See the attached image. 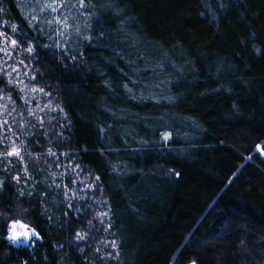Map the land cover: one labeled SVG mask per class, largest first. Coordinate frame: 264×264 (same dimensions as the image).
<instances>
[{
    "label": "trees",
    "instance_id": "1",
    "mask_svg": "<svg viewBox=\"0 0 264 264\" xmlns=\"http://www.w3.org/2000/svg\"><path fill=\"white\" fill-rule=\"evenodd\" d=\"M87 3L69 24L83 33L87 21L96 35L78 41L70 27L65 54L30 27L37 0H0V32L22 45L7 49V63L25 59L28 75H36L30 81L20 66L23 84H8L0 72V124H11L7 113L12 103L20 111L25 95L37 97L31 106L39 103L41 116L49 101L56 109L50 125L46 119L31 132L26 125L15 141L35 189L29 181L21 196L23 175L17 184L9 174L22 165L0 156V264H264V0H91L94 15ZM26 37L50 46L36 47L38 59L29 60ZM5 59L0 52V67ZM44 86L51 96L28 91ZM6 128L0 142L10 151L15 136ZM49 173L57 184L62 174L64 184L78 175L70 187L78 190L82 180L103 192L86 189L66 210L47 188ZM45 190L42 202L37 192ZM13 221L42 239L9 241Z\"/></svg>",
    "mask_w": 264,
    "mask_h": 264
},
{
    "label": "snow or ice",
    "instance_id": "2",
    "mask_svg": "<svg viewBox=\"0 0 264 264\" xmlns=\"http://www.w3.org/2000/svg\"><path fill=\"white\" fill-rule=\"evenodd\" d=\"M38 2V8L39 11L33 15L31 17V20L29 21L30 27L33 28V30L35 32H37L38 34L41 35H47L49 40H53L55 41L54 46L57 48H60L61 51H63L65 54H68V52L70 51L68 48V42L69 40H71L72 38V33L75 34V36L77 37L78 41H88V42H92L93 40V36L96 35L95 33L89 34L90 33V29L91 26L87 23V21H85L83 27L85 29V31L83 33H81V25L77 22L74 25H70L69 21L73 20L75 21L77 18L76 16L72 15L73 11H76L78 13V15L80 17H83L85 15L84 11H82L83 9H85V0H43V2L41 3L40 0H37ZM222 7L225 5H221ZM87 8L88 9H92V12L89 13V15H94L95 14V9L93 4L91 3V0H88L87 3ZM2 10V9H0ZM44 12H48L51 15V18L48 17H44L42 14ZM35 22V24H33L32 22ZM57 25L56 28H52V25ZM48 26V29L46 30L45 26ZM71 27L72 29V33L69 32V28ZM18 29L15 25H13L11 27V32L13 34L17 33ZM55 31L57 36L62 37L63 39V44L61 43L60 40H57L55 37H53L51 35V32ZM100 35H102V33H100ZM97 39H99V36H96ZM27 39V47L24 49V51L28 54L27 59L29 60H33V59H38V56L34 55V51L36 47H43V48H48L50 45L49 44H43V45H38V44H34L33 41L31 39ZM10 40V43H9ZM22 47V45L20 43H18L17 39L14 38H10L9 36H6L5 33L0 32V52L4 53V56L6 57V59L4 60V66L0 67V72H3L4 75H6L8 77V84H13L14 81L20 84H23V81L20 79V66H23V68L25 69L24 71V76L28 77V79L30 81H35L36 80V75H28V71H29V65L28 63L25 62V59H19L18 61H14L13 64H8L7 61L12 59V53L9 52L7 49L11 48L15 51H19V49ZM80 57H83V52L79 53ZM70 59L72 60H76L77 56L76 55H71ZM11 68V71H8L7 69ZM16 73L17 75L15 76V78H13L12 74ZM47 86L44 87H31L28 89L29 92L35 93V92H40L42 93L44 96L48 97L51 96L52 93L51 91H45V88ZM124 87L131 92L132 89L128 88V85L125 84ZM28 88L27 85H25L24 87H21L19 89V91L21 93L25 92V89ZM2 98V97H0ZM24 100V107L20 110L17 111L16 105L14 103H12V97L9 95L8 96V101L10 103H12V109L11 111H9L7 113L8 117L12 118V122L11 124H9L8 119H4L2 124H0V136H3L4 134V125H7L6 128V132L11 134V136H15V140H12V147L11 150H7V145L5 144V151L4 152H0V156L4 157L5 160L7 159V157H12L15 156L17 159L15 161L12 160H7V164H16V165H22L21 168H19L16 172V174H9L10 175V180L15 181L17 184L21 183V176L23 175L24 177V187L21 188L19 190L20 195L23 196L24 195V191L25 189L28 188V182L32 181V188L35 189V185L37 183V181H35L34 177L32 175H30V171H29V167L28 164L25 162V156H22L20 151L17 149V147L15 146V141L19 140L22 136L25 135V128L27 125V131L31 132V129L33 128H41L44 129L45 128V120L47 119L48 124H51V120L54 119L53 117L48 116V112H54L56 111L55 108H53L51 106V101H49V103L47 105H45V107L47 108L48 112L45 113V115L41 116L38 113L39 112H44V108H41L39 103H37L36 108L33 109L31 106V102L33 100H37V97L35 96H22L21 97ZM60 112L64 113V109L60 108ZM13 113H15V116H13ZM64 119L67 120V114L64 113ZM64 125H60V128H63ZM16 129V131L14 132L13 129ZM101 131H104L103 128L100 129ZM34 135V133H32ZM44 134L47 135V130L45 129ZM59 135L62 137L63 133L60 132ZM11 136L8 137V139H11ZM169 139V134L165 133L164 134V140H168ZM47 154L49 156H54L56 157V161H57V168L60 167V156H57L56 152H54L52 150L51 147L48 148V152ZM27 158L29 160L33 159L31 153H26ZM61 156L64 155V153L60 154ZM36 159H39L38 157ZM2 162V161H0ZM7 164L5 165V167L3 168V171L5 173H8V168H7ZM77 167H79V165H77ZM74 171V170H73ZM49 177L51 182L47 185V188L49 190H54V195L55 196H59V197H63L62 203L65 204V209H72L73 208V204H72V200L74 199H85L87 193H86V189H91L93 192L99 191L101 194L103 192L102 188H99L98 186H94L93 184H84V181H80L82 187H80L78 190L74 187H70L69 185H75L78 179V175L76 178H72L69 180V182L67 184H64V178H63V174L61 175V183L57 184L56 180L54 178V176H52L51 173H49ZM100 177L96 176L95 177V181H99ZM4 179H0V188H3L4 186ZM61 184H63V187H61ZM79 193V195H78ZM28 195L32 196L33 195V191L29 190L28 191ZM37 195H39L42 198V202H46L43 198L49 197V191L45 190V191H39L37 192ZM94 202L96 204H101V205H107V201H101V200H97L95 199V196L93 195L91 197ZM58 207V206H57ZM45 211H47V209H45ZM76 211H79V209L77 208ZM108 211H111V207H108ZM66 214V212H65ZM104 216L108 215V212H103ZM49 219H51V216H49ZM109 221H111V217H108ZM100 223L103 224L104 221L100 220ZM15 223L11 224L9 226V235L7 237V239L9 241L12 242H18L19 240L23 239H27V240H31L33 236H35L37 239H42V237H40V234L38 232H36L35 229H31L28 231V235L26 237H21V238H15L12 234V225H14ZM112 227V223L108 224V228L110 229ZM113 235H115L113 233ZM76 239L78 240H83L85 239V236L81 235V233L77 232L76 233ZM111 247L113 249H117V243L116 240L113 239L111 242ZM107 247V245H105ZM97 251H99V249H97Z\"/></svg>",
    "mask_w": 264,
    "mask_h": 264
},
{
    "label": "clouds",
    "instance_id": "3",
    "mask_svg": "<svg viewBox=\"0 0 264 264\" xmlns=\"http://www.w3.org/2000/svg\"><path fill=\"white\" fill-rule=\"evenodd\" d=\"M28 231L29 229L25 223H15L12 225V234L15 238L26 237L28 235Z\"/></svg>",
    "mask_w": 264,
    "mask_h": 264
},
{
    "label": "rangeland",
    "instance_id": "4",
    "mask_svg": "<svg viewBox=\"0 0 264 264\" xmlns=\"http://www.w3.org/2000/svg\"><path fill=\"white\" fill-rule=\"evenodd\" d=\"M5 144H6V143H5L4 140H2V141L0 142V146H3V149H5ZM2 152H3V150H2ZM13 223H22V222H21V221H13V222H11V223L9 224V226H10L11 224H13ZM26 226H27V225H26ZM27 227H28L29 230L33 229V228L29 227V226H27ZM8 235H9V227H8ZM37 240H38V239H37L35 236H33L31 240H27V239H23V238H22L20 241L15 242V243H16V244H20V245H24V246H29V245H35Z\"/></svg>",
    "mask_w": 264,
    "mask_h": 264
}]
</instances>
